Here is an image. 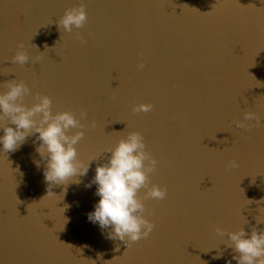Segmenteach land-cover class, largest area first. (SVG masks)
Instances as JSON below:
<instances>
[{
    "label": "water",
    "instance_id": "95a60500",
    "mask_svg": "<svg viewBox=\"0 0 264 264\" xmlns=\"http://www.w3.org/2000/svg\"><path fill=\"white\" fill-rule=\"evenodd\" d=\"M81 3L85 26L59 30L56 20ZM21 40L30 57L43 58L12 64ZM261 50L264 0H0V92L6 81L24 80L52 98L53 113L71 110L79 119L84 108L78 158L98 157L79 183L54 186L48 197L38 133L0 152V264H237L214 229L264 230L254 219L264 207L255 203L264 200ZM138 103L154 109L133 114ZM249 110L260 127L231 123ZM130 131L144 136L159 162L151 183L168 195L144 201L156 226L127 248L88 214L99 201L95 169L110 155L102 150ZM231 159L239 167L226 170Z\"/></svg>",
    "mask_w": 264,
    "mask_h": 264
},
{
    "label": "clouds",
    "instance_id": "9594fccd",
    "mask_svg": "<svg viewBox=\"0 0 264 264\" xmlns=\"http://www.w3.org/2000/svg\"><path fill=\"white\" fill-rule=\"evenodd\" d=\"M88 19L84 4L66 8L64 14L56 20L58 29L72 33L74 29H82ZM75 36L82 43L87 41L76 31ZM33 47L35 45L32 44ZM47 49V46H45ZM264 51V50H261ZM259 54V53H258ZM143 56L141 52L139 54ZM43 58V53L30 57L25 50L24 41H18L15 54L10 58L12 64L25 66L30 60L35 63ZM145 67L144 61L137 63L138 69ZM6 89L0 92V152H14L30 135L38 133L36 139L40 142L37 152L47 161L44 172L48 184V197L56 196L52 187L67 185L70 181L79 183L75 178L84 176L88 172L89 163L98 157L93 156L88 164L78 158L76 145L84 138V129L88 125L82 123L87 119L84 108L79 109L78 119L71 110L53 113V100L50 96L37 91L33 94L24 80H9L3 83ZM32 97L31 106L24 103L26 97ZM247 102V101H245ZM264 107V106H262ZM152 103L134 104L133 114L149 113L153 111ZM255 121V123H251ZM237 128L250 130L261 126V117L256 111H245L243 119L233 120ZM96 127V122H91ZM73 129H78L73 132ZM110 153L106 162L98 165L92 184L97 186L96 195L99 201L95 210L88 214L89 221L98 223L102 229L111 227L110 238L123 241L127 248L141 239H147L155 228V223L145 217L144 201L152 199L164 200L168 195L166 187L151 183V175L157 171L158 160L147 150L145 138L139 131H130L118 140L114 147L102 150ZM239 167L236 159H231L226 170ZM91 184L88 185L90 187ZM66 190V189H65ZM144 190L143 196L140 195ZM249 204L254 201L248 200ZM264 204V200L256 201ZM259 215L254 219L256 224H264V207H258ZM151 215V213H149ZM243 224L248 220L243 216ZM215 234L221 238V243L232 248L236 253L232 259L237 264H264V230L251 228L246 233L243 227L235 231H228L217 225ZM227 237V239H224ZM230 264V262H229Z\"/></svg>",
    "mask_w": 264,
    "mask_h": 264
}]
</instances>
